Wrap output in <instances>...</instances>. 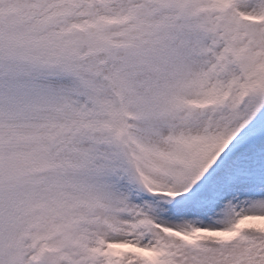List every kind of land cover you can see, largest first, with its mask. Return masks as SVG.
I'll list each match as a JSON object with an SVG mask.
<instances>
[{
  "label": "snow or ice",
  "instance_id": "1",
  "mask_svg": "<svg viewBox=\"0 0 264 264\" xmlns=\"http://www.w3.org/2000/svg\"><path fill=\"white\" fill-rule=\"evenodd\" d=\"M0 264H264V0H0Z\"/></svg>",
  "mask_w": 264,
  "mask_h": 264
}]
</instances>
